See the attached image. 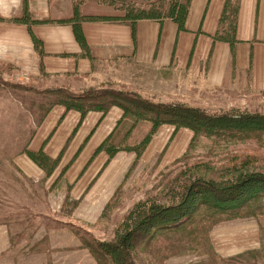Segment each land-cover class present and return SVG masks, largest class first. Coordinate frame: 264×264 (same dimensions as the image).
I'll list each match as a JSON object with an SVG mask.
<instances>
[{
    "label": "crops",
    "instance_id": "obj_1",
    "mask_svg": "<svg viewBox=\"0 0 264 264\" xmlns=\"http://www.w3.org/2000/svg\"><path fill=\"white\" fill-rule=\"evenodd\" d=\"M110 3H3L2 10L6 14L11 10V15L0 16V80L37 91L57 88L74 92L90 86L111 89L112 84V89L142 95L149 85L182 81L197 101L213 110L242 101L257 106L264 98V0H191L182 25L170 18L134 19L133 24L111 19L108 17L119 16L120 11ZM60 80L67 82L58 83ZM31 120V134L19 146L18 153L23 152L14 154V163L23 177L46 192L52 207L49 216L59 209L55 212L61 215L59 220L72 218L82 227L106 215L115 223L122 221L134 201L129 205L121 198L111 205L131 187L133 177L128 176L135 164L173 165L194 141L190 129L163 125L140 152L120 149L119 141L132 139L133 143L141 126L122 132L125 119L116 106L81 116L79 111L54 104L38 122ZM141 137L142 132L137 140ZM107 145L116 150L110 154ZM26 151H42L54 159V168L38 166ZM6 235L7 227L0 226V252L7 251ZM206 235L217 262L263 254L264 212L223 216ZM190 257L172 259L189 264Z\"/></svg>",
    "mask_w": 264,
    "mask_h": 264
},
{
    "label": "rangeland",
    "instance_id": "obj_2",
    "mask_svg": "<svg viewBox=\"0 0 264 264\" xmlns=\"http://www.w3.org/2000/svg\"><path fill=\"white\" fill-rule=\"evenodd\" d=\"M109 1H112L116 8L121 3L126 6L129 2H133L134 5H144L142 0ZM122 12L124 10H121L120 14ZM166 80L170 79L166 78ZM66 82V80H60L58 83ZM5 83L0 80V226L7 227L8 225L10 231L7 228V235L3 241L4 247H8L7 251L0 252V264H78L79 261L93 264L97 262L98 264H113L111 254H117L121 248L115 250L114 253L103 252V255L99 253L95 256L89 251L90 249L81 245L75 234L77 229L74 227L88 233L96 243H113L117 241L116 238L130 231H134L133 236L138 233L141 238L138 240L137 238L133 239L134 247L131 251L134 248L140 250L143 248L144 255L140 251H138V254L132 252V256L127 259L126 264H165L166 259L169 258V264H172V262L177 264L180 261H175L172 258L187 255L191 256L189 264H199L200 262L214 264L211 260L212 252L206 239V233L213 226L210 222H220L222 215L196 223L197 228L194 233L197 234L198 231V245L203 248L204 256H200L202 253L190 250L194 249L195 243L192 245L186 243L188 238L184 233L191 228L193 229L194 225L182 230L185 231L183 234L174 232L173 237H167L170 240L168 244L166 239V234H168L166 232L168 231H156V228L164 223L158 222L146 226L139 225L138 222L153 213V210L175 206L181 198H187V202H189L188 211L184 208L180 212L182 213L181 219H185L186 214H189L190 207L195 208L199 205L198 202L205 200L208 204L212 202L209 197L216 195L215 191L220 189L219 192L223 193L224 188L228 190L237 188L235 194L237 198L221 203L225 210H231L232 207L239 206L248 197L258 195L255 189L245 190L243 188L252 185L264 186L262 185L264 181H259L264 179V143H256L255 140L247 141L248 139L226 138L218 140L215 144L211 141L202 142L198 136L192 141L187 153L173 165L162 168L157 164L152 167L153 165L150 162L135 164L134 170L128 176V179L133 177L131 187L126 190V193L117 195V199L111 205H116L121 198H125L129 205L134 201L122 221H120L121 218L119 222L115 223L110 218L107 219L108 216L106 215L98 221L87 222L91 225L84 226L85 228L72 222V218L66 217L61 221L57 217L59 216L62 219L61 215L55 213L59 209L54 210L53 217L49 216L50 211L48 209L51 210L52 207L50 208V204L47 202L46 192L41 186L32 185L29 178L23 177L13 160L14 154L18 153L20 149L19 146L31 134V117L38 122L46 112L45 109L51 100L64 97L63 93L97 95L101 90H114L124 94H135L151 103L177 105L210 116L241 114L264 116V98L257 103V106H252L253 103L240 101L241 103L237 105L223 108L216 107L217 109L214 108L213 110L209 104H201L197 101L196 96L188 91L190 89L188 85L182 81L181 83H170L169 85H149L148 90H143L146 95L126 91L125 89H112L114 88L112 84H109L112 87L111 89H98L90 86L71 92L57 88L48 89L47 91L27 90L20 86ZM53 85H56V83H53ZM142 86L146 87V84H142ZM108 96L94 97V99L102 100L109 98ZM123 119H125V123L122 132L128 127L136 128L138 124L141 126H138V132H142V137L138 141V133L133 138V143H131L132 139H122L117 147L120 149H124L126 146L135 147L149 131L145 130L144 126L148 129L151 124L148 120L138 119L136 121L133 115H127ZM21 151L23 152V150ZM21 151L19 153H22ZM160 169L161 171H159ZM248 178L256 182L245 187H237L238 185L242 186V182L248 180ZM260 192L262 193L259 196H264V191ZM232 196L230 195V198ZM214 199L216 198L214 197ZM259 199L262 201L261 204L264 205V199ZM248 204H253V202L250 201ZM248 204L247 206H249ZM136 211H140L141 214L137 216ZM227 213H231V211ZM22 217H25L28 221H22L20 219ZM178 219L173 222H177ZM124 222L127 223L122 225ZM112 224L117 225L112 227ZM155 231L156 233L150 237L149 234ZM11 234L13 235L12 244L9 242ZM169 236H172V234H169ZM253 255L249 254L217 264H264V253Z\"/></svg>",
    "mask_w": 264,
    "mask_h": 264
},
{
    "label": "trees",
    "instance_id": "obj_3",
    "mask_svg": "<svg viewBox=\"0 0 264 264\" xmlns=\"http://www.w3.org/2000/svg\"><path fill=\"white\" fill-rule=\"evenodd\" d=\"M142 1H144L145 6L143 4L134 5L133 2L132 3L129 2L126 6H124V3H121L117 8L115 7L112 1H109L111 2L110 4L115 7V9L119 11L124 10V12H122V14H120L119 16H110L108 18L121 19L124 21L129 20L131 24H133L134 19L136 20L142 18H154V19L170 18L177 21L178 24L182 25L184 19L187 16L189 3L191 0H168V2L167 0H142ZM120 8L123 9L120 10ZM231 13L232 16L230 18V24L234 27L236 8H234ZM230 31L234 32V29H231ZM234 41L235 39L233 37L231 43H233ZM93 95L94 94L71 95V94L63 93L64 97L60 99L51 100V102L48 103V106L46 107L45 110L47 111L48 108L53 106L54 104H60L65 106V108L68 110L72 109L79 111L81 116H83L85 115V113L89 111L106 112L110 107L116 106L122 109L123 118L124 117L126 118L127 115L128 116L133 115L136 121H138V119H143L142 121L148 120V122L151 125L149 131L147 132L145 137L141 140V142L135 147L126 146L124 148V149L134 148L137 149L138 152H140V150L149 141L150 137L156 132L157 128L163 125L173 126L175 129L188 128L194 133V139H196V137L199 136L202 141L207 140L215 144L218 140L220 141V139L224 140L226 138H232V139L234 138L235 140L248 139L247 141L255 140L256 143H260V144L264 143V116L248 115V114L210 116V115H205L203 113H199L196 110L179 107L177 105L151 103L135 94H131V93L124 94L122 92L114 91V90H104V91L101 90L97 95L94 96ZM104 95H109L108 96L109 98H105L102 100L94 99V97H104ZM105 148L109 151L110 154H112L116 150V147L112 145L109 146L107 145L105 146ZM26 154L35 164H37L40 167L47 166L48 168L46 169H53L55 166L54 159L52 160L51 158L45 156L42 153V151H39L37 153L26 151ZM252 180L253 179L248 178V180H244L242 182L243 183L242 186L238 185L237 187L238 188L245 187L250 183L256 182ZM259 181H264V179H261ZM262 185H264V182ZM257 187L260 186L252 185L243 188L245 190H249V189L257 190L256 192L258 193L257 195L258 197L250 196L245 201L241 202L239 206L232 207L231 210H227V209L225 210V207L221 203H225L228 202L230 199L237 198V195H235L237 192L236 190L237 188H234L233 190H228L227 188H224L223 193L219 192L220 189L219 191H215V193L217 194L213 195L212 197H209L212 200V202H209L208 204V202H206L205 200L202 202H198L199 205L196 206L195 208L190 207V211L188 212L189 214H186L187 216L185 219H181L182 213L180 212L183 211L184 208H186V211H188L187 208L189 207V202H187V198L184 199L181 198L180 202L175 206H169L162 209L153 210L154 211L153 213L144 217L142 220H140V222H138V224L149 226L150 224L153 225L158 222L164 223L158 226V228H156V231H168L166 232L168 233L166 234V239L167 237H173L174 232L183 234L185 231L182 230H185L187 227L194 225L193 229L191 228L188 232L184 233L188 238L186 243L191 245L195 243L196 246L194 247V249H190V250L202 253L200 254V256H204L203 248H200L198 245L199 244L198 231L197 234L194 233V230L197 228L196 223L199 221H207L215 217H219L220 215H222V218L223 216L248 217L251 215H256L258 213L264 212V205L261 204L262 201L259 199V198L264 199V196H259L262 193L260 191H264V186H261L260 188ZM230 195L233 196L230 198ZM214 197L216 199H214ZM250 201H252L253 204H248V202ZM247 204L249 206H247ZM205 206H207L208 208H206ZM228 211H231V213H227ZM136 213L138 214L137 216L141 214L140 211H136ZM177 218H179L177 222H173ZM20 219L22 221H28L25 217H22ZM218 222L219 221H211L210 223L215 225ZM125 223L127 222H124L122 225H125ZM74 228L77 229V233L75 234L78 237L81 245H83L87 249H90L89 251H91L95 256L98 255L99 253L103 255V252L114 253L115 250H119V248H121L117 254L115 253L113 255L111 254V259H112L111 261L113 264H126L127 259L131 258L132 252H135V254H138V251H140L141 254L144 253L143 248L141 250L138 248H134L131 251V249L134 247L133 239L137 238L138 240L139 238H141L138 233L135 236H133L134 231H130L129 233H125L119 236L118 238H116L117 241L113 243H108V242L96 243L93 241V238L90 237L88 233L86 232L84 233L81 229L77 227ZM8 230L10 231L9 228ZM156 231L149 234L150 237H152L156 233ZM169 234H172V236H169ZM12 236H13L12 234L11 236H9V242H11V244H12L11 241ZM206 239L211 249L207 235H206ZM169 241L170 240L168 238L167 239L168 244ZM211 257H212L211 260L213 261L214 264L219 263L216 261L213 252L211 254ZM199 264H206V263L200 262Z\"/></svg>",
    "mask_w": 264,
    "mask_h": 264
},
{
    "label": "clouds",
    "instance_id": "obj_4",
    "mask_svg": "<svg viewBox=\"0 0 264 264\" xmlns=\"http://www.w3.org/2000/svg\"><path fill=\"white\" fill-rule=\"evenodd\" d=\"M5 2L10 3L12 6H19V5H22L23 0H0V16H6L7 15L10 17L11 10H9V12L7 14L2 10V5Z\"/></svg>",
    "mask_w": 264,
    "mask_h": 264
}]
</instances>
